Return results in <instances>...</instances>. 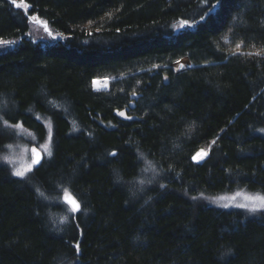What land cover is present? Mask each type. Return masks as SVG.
Returning <instances> with one entry per match:
<instances>
[{
  "label": "trees",
  "instance_id": "obj_1",
  "mask_svg": "<svg viewBox=\"0 0 264 264\" xmlns=\"http://www.w3.org/2000/svg\"><path fill=\"white\" fill-rule=\"evenodd\" d=\"M26 2L0 0L17 41L0 53V264H264V214L206 205L264 195V0ZM32 15L62 36L33 42ZM27 135L53 155L17 178L3 155ZM64 188L79 213L53 202Z\"/></svg>",
  "mask_w": 264,
  "mask_h": 264
},
{
  "label": "rangeland",
  "instance_id": "obj_2",
  "mask_svg": "<svg viewBox=\"0 0 264 264\" xmlns=\"http://www.w3.org/2000/svg\"><path fill=\"white\" fill-rule=\"evenodd\" d=\"M52 33V36H49L48 32ZM26 36L29 37L33 42H43V43H49V44H53L55 43L62 35L54 30H52L51 28H48V31H45V26L42 24V22L40 21V23L34 22V21H28V31L26 32ZM55 36L56 38L53 39L52 37ZM9 43L7 44H0V53L9 51L13 48V45L15 43H17V41L12 42V41H7ZM183 60V59H182ZM186 60V59H185ZM179 62V61H178ZM174 65V64H173ZM172 65V70L174 71V73H180L186 69H189V64L187 62V66L179 71H176L173 68ZM96 81V82H95ZM95 82V83H94ZM108 84H109V80L108 79H96L93 80L91 83V87L93 91H105L108 89ZM18 135L22 136L24 134L19 133ZM15 136V134H14ZM24 139H29L31 140V142H33V145H28L26 143H23L22 141H18L13 143L12 145L7 146L6 152L3 155V161L5 162V164L8 165V167L10 168L11 172L13 173L14 170L17 169H24L26 168L28 165L31 164L32 159H33V149L35 148L42 156V162L45 161L48 157V152L50 151V148L47 144L45 143H39L34 141L35 138L34 136H26L24 137ZM38 145V147H37ZM36 167V166H34ZM30 174V173H26V176ZM16 177V176H15ZM20 178V177H17ZM259 194L256 193H251V192H247L244 190H236V191H232V192H227L224 194H220V195H216V196H211L208 198V200L206 201V205L211 207V208H215V209H219V210H223V211H240L242 212L246 218H253L256 215H258L259 213H249L247 212L245 209H241L238 207H235L236 204H243V203H247L249 205H251L252 201L246 200V197H255ZM63 196L64 193L61 196H58V198L56 197V199L53 201L55 204L57 203V205H61L62 208H65L64 210L68 213V214H72L70 211V206L65 204L63 202ZM224 204H228L229 207L225 208L222 205ZM77 214V213H76ZM75 215V214H73ZM51 224L53 225V220L51 219Z\"/></svg>",
  "mask_w": 264,
  "mask_h": 264
},
{
  "label": "snow or ice",
  "instance_id": "obj_3",
  "mask_svg": "<svg viewBox=\"0 0 264 264\" xmlns=\"http://www.w3.org/2000/svg\"><path fill=\"white\" fill-rule=\"evenodd\" d=\"M11 4L17 8V9H21V10H25L27 11V9L30 7V5L26 2V0H10ZM215 7L217 6H213L212 8L209 9V11H214ZM28 19L30 21H34L37 23H40V20L37 16L32 15L29 16ZM201 20H204V17H201ZM185 26L187 27H192V24H190L187 20H182L180 22V27L184 28ZM45 31H48L47 25H45ZM117 31H119V29H117ZM49 36H52V33L49 31L48 32ZM89 35H91V33H89ZM53 39H55L56 37L53 36ZM9 42L7 41H0V44H7ZM237 48H240V45H237ZM256 55H259V53H257ZM155 67V65H154ZM185 67L184 65H181V68ZM190 67V66H189ZM165 79H167V77H165ZM132 95H136L135 92L132 93ZM119 116L124 117L127 120H131L133 119L130 116H126L125 112L120 111L117 113ZM259 131L264 132V129H260ZM216 143L215 140H213L211 142V144L209 145L208 149H201L199 151H197L193 156H192V160L194 162L199 163L200 161L204 160L208 154L209 151L211 150L212 145H214ZM53 155V153L51 151L48 152V156L51 157ZM109 155L115 157L117 155L116 151L111 152ZM36 166V167H34ZM43 166L42 164V156L39 152H37V150L34 148L33 149V159L30 165H28L26 168L24 169H17L13 171V175L16 177H20V178H24L26 176V173H32L35 170H38V167ZM152 171L153 175L156 174V170L153 168L151 163L147 164V167L144 168L142 170V172H147V171ZM115 171V170H114ZM120 180V176L119 174H117V181ZM152 183V178H145V179H141L138 181V184L143 186L145 184H150ZM135 191H141L142 188L136 187L135 185L133 186ZM161 188H164L165 185L161 184L160 185ZM38 196L43 197L44 199H48L47 196H45V193L42 192L39 188L36 189ZM135 191L133 192V194H135ZM193 199H196L195 197H193ZM246 200L252 201L251 205L247 204V203H243V204H236L235 207L241 208V209H245L247 212L255 214V213H261L264 214V195H257L255 197H246ZM63 202L67 205L70 206V211L72 214H76L79 213L82 210V204L81 202L78 200V198L75 197L74 194H71L68 188H64V196H63ZM223 207L227 208L229 207L228 204H224L222 205ZM84 211H86V209H84ZM69 217L68 216H62L60 217V223H66L68 221ZM56 231H62L61 229L57 228ZM77 248V252H79V245H76ZM229 253L231 252V249L228 250Z\"/></svg>",
  "mask_w": 264,
  "mask_h": 264
},
{
  "label": "bare ground",
  "instance_id": "obj_4",
  "mask_svg": "<svg viewBox=\"0 0 264 264\" xmlns=\"http://www.w3.org/2000/svg\"><path fill=\"white\" fill-rule=\"evenodd\" d=\"M181 65H184V66L186 67V66H187V60H185V59L180 60L179 62H177V63H175V64L173 65V68H174L176 71H179V70L185 68V67L181 68Z\"/></svg>",
  "mask_w": 264,
  "mask_h": 264
},
{
  "label": "water",
  "instance_id": "obj_5",
  "mask_svg": "<svg viewBox=\"0 0 264 264\" xmlns=\"http://www.w3.org/2000/svg\"><path fill=\"white\" fill-rule=\"evenodd\" d=\"M188 62V61H187ZM172 67V66H171ZM38 152V151H37Z\"/></svg>",
  "mask_w": 264,
  "mask_h": 264
}]
</instances>
